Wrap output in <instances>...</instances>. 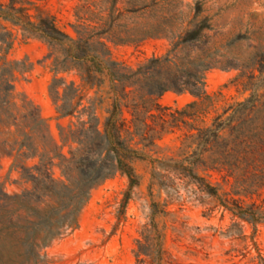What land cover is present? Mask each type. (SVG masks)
<instances>
[{
    "label": "rangeland",
    "instance_id": "374dc122",
    "mask_svg": "<svg viewBox=\"0 0 264 264\" xmlns=\"http://www.w3.org/2000/svg\"><path fill=\"white\" fill-rule=\"evenodd\" d=\"M8 1L0 0V3ZM162 2L189 6L202 3L209 10L203 17H213L217 10L220 11L212 18V29L206 33L208 40L202 39L198 44L201 47L209 41L212 52H217V61L230 62L235 58L245 63L264 49V0H40L38 4L54 19L59 30L73 39H76L73 27L80 24L87 27L80 30L86 37L102 32L94 28L106 23V36L115 42L106 43L111 61L136 69L151 58H163L170 44L177 42L182 29L191 22L192 15H168L158 8L144 9ZM6 33L12 35L13 42L7 61L22 63L19 70L31 66L30 72L16 75L15 87L19 95L16 103L21 105L20 95L25 96L47 121L60 146L57 126L65 129L62 136L68 141L63 153L69 158L68 153L78 148L72 138H83L72 134L76 131L74 127L67 130L77 122L75 118L57 119L48 95L54 75L52 70L70 69L60 72L57 78L64 80L65 86L74 82L81 87L86 100L99 102L97 117L101 124L108 118L112 105L106 73L98 76V86L89 89L81 84L79 71L65 57L67 45L29 37L20 27L0 21V36ZM144 33L155 37L139 43H125ZM4 47L0 44V50ZM177 58L182 65L189 60L185 53L177 54ZM223 66V63L218 64L206 73L205 91L207 94L220 91L226 97H237L229 84L237 72ZM65 86L59 89L61 94ZM193 100L187 93L168 92L159 103L181 110ZM123 114L130 119L129 111L123 110ZM14 131V127L9 130L10 133ZM0 132L6 130L0 128ZM186 134L187 129L183 127L175 130L145 151L147 158L133 161L132 167L138 177V184L133 188H129L127 179L117 173L92 189L75 226L64 227L60 236L35 250L36 256L29 254L23 243L32 233L31 230L24 232L23 228L29 227V222L34 220L29 217L27 208L41 211L54 208L55 202L62 201L42 198L39 192L14 199V196L31 193L32 185L21 179L20 171L12 166L13 159L0 156V187L5 195L0 201V264H264V224L253 227L234 219L223 210L217 198L200 191L184 171L174 167L181 160L178 156ZM5 138L7 136L0 137ZM36 163L37 160L28 161L26 166ZM76 168L83 170L84 166ZM54 173L56 180L68 184L57 168ZM200 175L212 186L221 184L216 173ZM51 189L58 191L59 187ZM44 229L36 228L33 233L42 238Z\"/></svg>",
    "mask_w": 264,
    "mask_h": 264
},
{
    "label": "trees",
    "instance_id": "16d2710c",
    "mask_svg": "<svg viewBox=\"0 0 264 264\" xmlns=\"http://www.w3.org/2000/svg\"><path fill=\"white\" fill-rule=\"evenodd\" d=\"M39 1L0 3V21L20 27L29 37L67 45L65 57L79 71L81 84L89 89L98 86V76L106 73L112 105L108 118L101 124L97 117L99 102L86 100L81 87L74 82L65 86V81L57 78L60 72L70 69L52 70L48 95L57 119L75 118L77 122L67 130L74 127L76 131L72 134L83 138H72L78 148L69 152L68 158L63 153L68 141L62 136L65 129L57 126L60 146L47 121L25 96L20 95L21 105L16 103L19 97L16 75L30 72L31 66L19 70L22 63L8 62L12 35L0 36V44L5 46L0 50V128L6 130L0 132V137L7 136L0 139V156L13 159L12 166L20 171L21 179L32 185L31 193L13 198H27L39 192L42 198L62 201L55 202L54 208L41 211L27 208L29 217L34 219L29 227L23 228L24 232L32 231L23 240L29 254L36 256L35 250L60 236L64 227L75 226L91 190L105 180L118 173L127 179L129 188L136 186L138 177L133 161L147 158L145 151L181 127L187 129V134L181 142L178 156L181 160L174 167L184 171L200 191L217 198L223 210L234 219L253 227L264 224V49L245 63L235 58L230 62L217 61V52H212L209 41L201 47L198 44L202 39L208 40L206 33L212 29V18L220 11L213 17H203L209 10L202 3L189 6L162 2L144 9L158 8L168 15H192L189 28L182 29L177 42L170 44L163 58H151L136 69L126 68L111 61L106 43L115 42L106 36V23L94 28L102 32L86 37L80 30L87 27L83 24L73 27L76 34L73 39L56 27ZM154 37L144 33L125 43H139ZM182 53L189 59L185 65L177 58ZM222 63L224 69L237 72L229 83L237 97L205 91L206 73ZM62 86L65 89L61 94ZM168 92L187 93L194 100L181 110L163 107L159 99ZM123 110L129 111V120ZM82 118L85 120L81 121ZM11 127L15 128L13 133L9 132ZM33 160L37 163L27 167L26 163ZM77 165L84 166L83 170H78ZM55 168L67 185L54 178ZM209 172L216 173L221 184L212 186L200 175ZM53 186L59 190L53 191ZM1 196L5 197L0 187V201ZM39 227L45 228L42 238L33 233Z\"/></svg>",
    "mask_w": 264,
    "mask_h": 264
}]
</instances>
